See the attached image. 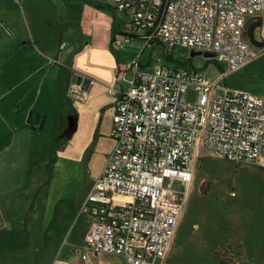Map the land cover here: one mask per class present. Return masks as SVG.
I'll return each instance as SVG.
<instances>
[{
  "label": "built area",
  "instance_id": "built-area-1",
  "mask_svg": "<svg viewBox=\"0 0 264 264\" xmlns=\"http://www.w3.org/2000/svg\"><path fill=\"white\" fill-rule=\"evenodd\" d=\"M111 1L129 15L131 27L115 46L139 41L162 44L169 53H209L221 71L211 81L188 67L142 69L135 62L112 120L115 147L82 207L92 220L77 250L82 264H94L91 253L119 256L126 264H163L190 201L201 151L235 164L264 161V96L217 90L229 72L255 60L254 49H264L261 28L248 36L250 22L264 15V0ZM190 91L195 102L187 101ZM68 94L81 101L86 90L72 82Z\"/></svg>",
  "mask_w": 264,
  "mask_h": 264
},
{
  "label": "rangeland",
  "instance_id": "rangeland-1",
  "mask_svg": "<svg viewBox=\"0 0 264 264\" xmlns=\"http://www.w3.org/2000/svg\"><path fill=\"white\" fill-rule=\"evenodd\" d=\"M99 4L90 0H0V60L26 64L28 60L37 59L38 55L33 56L26 47H29L27 43H33L30 35L38 30L54 38L49 43L52 51L50 58H57L62 49L63 61H59L62 67L87 76L85 71L93 69L90 61L100 53L96 54L86 46L81 47L82 37L87 36L88 32L96 33L98 25L95 24L102 25L106 21L103 12L110 14L113 21H117L120 16L113 10L111 0H100ZM118 24L122 31L131 32L128 21L120 19L116 26ZM62 31H65V38L71 43L77 42L79 46H69L63 40L64 48L60 49ZM261 31L264 35V16ZM26 35L28 39H25ZM143 47L144 51L141 52L142 48L134 44L112 46L117 55L125 49V61L122 62H131L132 71L135 62L145 68L156 65L175 67L177 62H181L211 81L217 80L221 74L214 59L204 55L191 56V51L180 49L169 53L162 44ZM132 48L137 49L136 55L134 51L128 50ZM254 51L255 60L229 72L225 81L218 85V91H247L264 96V49ZM168 55L172 60L167 58ZM63 98L68 108L63 122L65 132L69 128V119L78 116L77 113H70L71 109L81 102L70 99L68 92ZM187 101H196L193 91L188 93ZM58 117V107L53 105L43 132L45 139L51 141L52 150L46 151L42 159L36 154V161H32L29 168V162L14 160L12 150L2 151L0 147V253L13 250L12 247L22 249L33 233L36 249L45 243L46 251L50 246L47 253H53L55 249V253H60L62 247L69 244L70 235L77 226L82 225L85 218L80 216V211L88 191L98 178L95 176L101 173L105 165L107 157L104 158L103 154L106 147L91 144L89 127L80 124V121H77L76 130L71 136L62 135L58 139ZM45 147L47 149V145ZM12 163L20 165L17 169L18 173L24 174L22 178L11 174L15 169ZM4 164H7V168ZM195 164V181L178 240L170 258L163 264H242L241 252L243 256L246 255L245 264L255 263L251 260V253H257L258 246L264 243V163L235 164L203 150L196 157ZM23 169L33 172L28 174ZM18 181H22L23 189L16 192L13 185ZM2 185H10V188L2 189ZM64 208L66 211L60 217L58 214ZM51 210L57 214L55 219L60 221L56 227L51 226L54 222H50ZM14 218L18 222L11 223ZM29 224L32 225L30 230ZM3 226L4 231L1 230ZM50 228L52 234L57 235L66 230L64 243L58 249L56 243L48 241ZM56 260L57 255L52 264ZM258 262L263 264L264 261Z\"/></svg>",
  "mask_w": 264,
  "mask_h": 264
},
{
  "label": "crops",
  "instance_id": "crops-1",
  "mask_svg": "<svg viewBox=\"0 0 264 264\" xmlns=\"http://www.w3.org/2000/svg\"><path fill=\"white\" fill-rule=\"evenodd\" d=\"M90 1L96 5H100V0ZM96 12L100 14L99 11ZM103 13L106 21L102 25L95 24L98 25V27H96V33L92 34L88 32L87 36L82 37L80 43V46L82 45L81 47L86 46L89 50H93L94 53L100 54H98V57L94 58V60L92 59L90 61L93 69L91 71H85L87 76L84 77L89 78L91 83L86 89L84 99L81 101L76 100L81 103H79V105L77 104L75 108H72L70 113H77L79 116H77V121H80V124L88 125L91 144L96 146L105 145L106 149L103 156L104 158L107 157L105 159L106 165L115 146V142L110 137V130L116 105L120 93L130 88L133 79V71L131 70V62H122L125 61L123 59L125 49L120 51L117 55L112 48L116 36L131 33L122 31L119 24L116 26L120 19L121 21L130 22L129 15L120 13V16L117 17V21H113L110 14ZM261 21L263 26V17ZM30 37L33 43H27L29 47L26 48H29L33 56L38 55L37 59L28 60L26 64H13L8 61L4 62L0 60V147L2 151L12 150L11 154L14 160L21 163L29 162L27 168L31 166L32 161H36V154H38L39 159H42L46 151L51 152L52 150V143L50 140L45 139L43 132L46 130L53 105L58 107L60 117H58V122L56 124L58 128V124L60 123L57 132L58 139L61 138L62 135L64 137L66 136L63 131V122L65 119V112L66 110L68 111V108L65 101H63V95L68 92L75 72L68 67L64 66L63 68L59 61H63V53H61V47L63 46L64 48V44H62L63 40H66L69 46L71 44L78 45L77 42L71 43L69 39L65 38V31H62L59 47L61 50L59 49V54H57V58L54 59L50 58L52 51L49 46V43L51 40H54V38L48 37L45 33L38 30L31 34ZM28 38L29 37L26 35L25 39ZM133 44L135 47H141V52L144 51L141 42H134ZM128 50L134 51L135 55L137 54L136 48ZM40 51H43L41 53H45L49 56H44ZM116 55L118 57L117 62L115 61ZM149 67L150 66H148V68ZM141 68L146 69L143 66H141ZM45 145H47V149ZM12 165L15 169L11 174L22 178L24 174L18 173L17 169L20 165L16 163H12ZM4 167L7 168V164H4ZM23 170H26L28 174L33 172L31 169ZM101 173L95 177H99ZM10 185H2V189H8ZM21 189H23L22 181L15 182L13 190L19 192ZM90 191L91 190H89L87 194H89ZM87 196L88 195H86L84 201H86ZM65 211L66 208L58 215L63 217ZM81 211L80 216L85 217L81 222L82 225H80V227L77 226V229L73 231L69 238V244L63 246L60 253H55L56 249L53 253H47L50 246L46 251L47 247L45 243L36 249V238L33 233L29 235L30 237L27 240V244L23 246L22 249L12 247L13 250L1 251L3 253H0V264H52L56 255L57 260L55 264H82L77 250L86 243L87 233L91 227L92 220ZM51 212L50 222L51 220L54 221L51 226L55 225L56 227V225H60V221L55 219L57 214H53L52 210ZM14 221L18 222V219L14 218L11 223ZM30 225L31 224L28 226L29 230ZM4 229L5 226H3L1 230L4 231ZM179 231L170 255L178 240ZM65 233L66 230L58 235L57 233L52 234V229L50 228V237H48V241L50 243H56L58 249V247L64 243ZM251 254V260L256 262H250L248 264H259L258 261H264V243L258 246L257 253ZM240 257L241 263L245 264L244 258H246V255L243 256V252H241ZM89 260L94 264H126L124 258L111 254L96 255L91 253L89 254Z\"/></svg>",
  "mask_w": 264,
  "mask_h": 264
},
{
  "label": "water",
  "instance_id": "water-1",
  "mask_svg": "<svg viewBox=\"0 0 264 264\" xmlns=\"http://www.w3.org/2000/svg\"><path fill=\"white\" fill-rule=\"evenodd\" d=\"M196 55H204L206 58L214 57L213 54L191 51V56H196ZM72 82L76 83L77 85H81L82 88L86 90L89 87L91 80L87 77H84L83 75L75 74L72 79ZM69 120H70L69 128L67 131H65V135L71 136L75 132L77 127V116H73Z\"/></svg>",
  "mask_w": 264,
  "mask_h": 264
},
{
  "label": "trees",
  "instance_id": "trees-1",
  "mask_svg": "<svg viewBox=\"0 0 264 264\" xmlns=\"http://www.w3.org/2000/svg\"><path fill=\"white\" fill-rule=\"evenodd\" d=\"M261 27H262L261 19H258L257 22H254V23L250 24L249 29H248V36L251 38L252 34H253V31H255L256 29H259ZM167 58L172 60V57L169 56V55L167 56ZM176 64H177L176 67H186V65H187L186 63H181V62H177Z\"/></svg>",
  "mask_w": 264,
  "mask_h": 264
}]
</instances>
